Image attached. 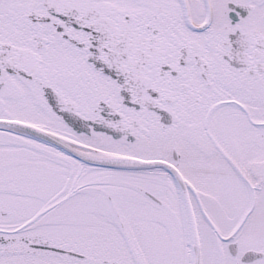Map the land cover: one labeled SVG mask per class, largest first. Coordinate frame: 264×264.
I'll return each instance as SVG.
<instances>
[{
  "label": "snow or ice",
  "instance_id": "snow-or-ice-1",
  "mask_svg": "<svg viewBox=\"0 0 264 264\" xmlns=\"http://www.w3.org/2000/svg\"><path fill=\"white\" fill-rule=\"evenodd\" d=\"M0 264H264V0H0Z\"/></svg>",
  "mask_w": 264,
  "mask_h": 264
}]
</instances>
